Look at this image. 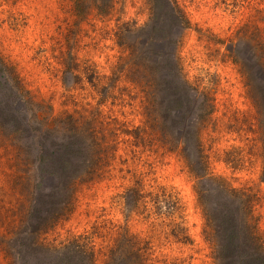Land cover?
I'll return each mask as SVG.
<instances>
[{
	"label": "rangeland",
	"instance_id": "rangeland-1",
	"mask_svg": "<svg viewBox=\"0 0 264 264\" xmlns=\"http://www.w3.org/2000/svg\"><path fill=\"white\" fill-rule=\"evenodd\" d=\"M0 264H264V0H0Z\"/></svg>",
	"mask_w": 264,
	"mask_h": 264
},
{
	"label": "trees",
	"instance_id": "trees-1",
	"mask_svg": "<svg viewBox=\"0 0 264 264\" xmlns=\"http://www.w3.org/2000/svg\"><path fill=\"white\" fill-rule=\"evenodd\" d=\"M52 222H53V219H52V218H51V219L49 218L48 220H46V221L44 222V224H45V225L47 226V228H48V227L52 224ZM38 231H40V232L42 233L43 230H42V228H39ZM38 231H37V232H38ZM57 250H59V249H57Z\"/></svg>",
	"mask_w": 264,
	"mask_h": 264
}]
</instances>
